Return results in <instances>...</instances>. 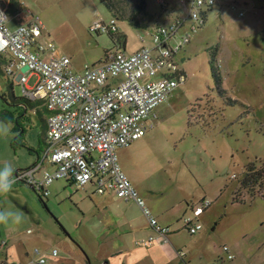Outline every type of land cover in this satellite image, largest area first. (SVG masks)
Segmentation results:
<instances>
[{
	"label": "rangeland",
	"instance_id": "obj_1",
	"mask_svg": "<svg viewBox=\"0 0 264 264\" xmlns=\"http://www.w3.org/2000/svg\"><path fill=\"white\" fill-rule=\"evenodd\" d=\"M138 1L120 0L121 13L128 15ZM157 1L144 0L146 16L138 22L146 29L117 20L124 52L136 51L143 32L166 23ZM163 1L171 12L182 13L176 0ZM243 1L225 0L206 13L204 25L175 58L185 82L153 110L148 120L153 127L126 153L131 160L118 159L146 206L160 209L162 216L182 219L192 214L189 207L201 198L211 202L198 218L201 236L188 234L180 220L172 224L179 231L170 241L186 251L189 264H264V181L251 191L252 197L241 191V203H232L245 167L252 164L264 170V0ZM7 3L0 0L4 8ZM19 3L21 14L25 8L39 16L43 40L70 60L74 73H81L85 65H98L105 52L117 47L116 38L88 31L95 21L111 20L98 0ZM233 4L236 9H231ZM7 60L0 55V122H11L12 127L7 134L0 128V168L10 164L14 178L32 166L36 152L43 149L47 114L42 109L18 113L12 105V97L20 98L22 89L3 73ZM34 82L36 77L29 85ZM42 171L35 177L40 179ZM47 190L49 195L41 198L25 182H15L0 195V211L22 216L18 225L0 224V238L6 242L0 260L6 255L9 264L25 263L33 250L41 254L56 250L57 257L48 264H137L141 256L157 249L155 244L137 245L141 237L131 231L119 232L123 224L117 211L124 207L103 208L93 186L76 190L61 180ZM128 212L138 223L140 216L144 218L138 207ZM109 217L117 223L109 224ZM223 246L233 260H227ZM167 264L184 263L178 258Z\"/></svg>",
	"mask_w": 264,
	"mask_h": 264
},
{
	"label": "built area",
	"instance_id": "obj_2",
	"mask_svg": "<svg viewBox=\"0 0 264 264\" xmlns=\"http://www.w3.org/2000/svg\"><path fill=\"white\" fill-rule=\"evenodd\" d=\"M176 1L182 13L171 12L163 0L157 1L167 21L143 32L136 51L126 53L116 48L107 52L98 65H85L81 73H74L70 60L43 40L38 15L24 8L23 14L11 16L0 5V55L8 56L3 73L21 87V97L41 104L47 114L44 147L32 166L14 174L15 182H25L41 198L49 195L47 188L51 184L63 180L76 190L91 185L97 196L113 194L132 202L155 233L139 243L145 247L156 240L168 242L171 230L151 214L118 164L117 151L130 147L153 127L148 121L153 110L185 82L176 56L204 25L206 13L225 2ZM230 7L236 9L234 4ZM88 30L105 35L118 32L113 18L108 23L95 21ZM146 38L149 44H145ZM32 77L36 82L30 86ZM40 170L38 179L35 174ZM210 205L204 199L191 208V215L181 219L188 234L195 235L202 229L198 218ZM5 246V240L0 238V251ZM222 251L227 260L233 259L226 246ZM31 256L27 262L15 264H48V258H56L57 251L41 254L33 250ZM177 256L184 260L185 252L179 250ZM0 264L9 263L0 260Z\"/></svg>",
	"mask_w": 264,
	"mask_h": 264
},
{
	"label": "crops",
	"instance_id": "obj_3",
	"mask_svg": "<svg viewBox=\"0 0 264 264\" xmlns=\"http://www.w3.org/2000/svg\"><path fill=\"white\" fill-rule=\"evenodd\" d=\"M243 1V0H242ZM244 2V1H243ZM141 46V45H140ZM153 114V112H152ZM44 129H45V122H44ZM140 140V139H139ZM138 141V140H137ZM136 141V142H137ZM135 143V142H134ZM133 143V144H134ZM132 144V145H133ZM132 145L128 148L125 149H119L117 151L118 153V159L120 157V159H124V163L128 162L131 160V155L130 154H126L127 152H129V149L132 147ZM40 150V149H39ZM38 150V151H39ZM40 152V151H39ZM39 152H36V159L37 156L39 154ZM121 159V161H122ZM123 171V170H122ZM124 172V171H123ZM125 173V172H124ZM127 176V175H126ZM129 179V178H128ZM130 180V179H129ZM131 182V181H130ZM133 185V184H132ZM135 189V188H134ZM137 191V190H136ZM138 192V191H137ZM205 198H201L198 202H201L202 200H204ZM118 201L121 202V204H117ZM145 202V201H144ZM97 203L99 205H101L103 208H108V207H112L115 206L116 210H122V212L117 211V214L119 216L120 219H118L119 221L122 222L123 227L121 229V227L117 228L118 231L120 232L121 230H125V231H131L132 235H138L139 237H141L136 244L140 245L139 243L141 241L146 240L147 238H149L150 236H154L155 233L154 231L148 226L147 221L144 220V218L142 216H140L141 218V223H138L128 212V210L135 208L137 209V206L132 203V202H122V200L116 198L113 194H108L106 197L104 196H99ZM124 203V204H123ZM129 204H132L131 206H129ZM146 204V203H145ZM193 206L189 207V210H191ZM149 210L151 212V214L157 219V221L164 226H169L170 230H171V234L169 236V241L166 243H161L160 241L156 240L155 241V245L156 248L160 250V252H157V249L154 250L153 252H151V254L149 256L145 255L144 257L141 256L139 260V262H137V264H143V263H152L155 262L157 264H167L176 261L179 257H177V251L182 250L185 252V258L184 260H180L182 263L184 264H189V261L187 259V254L186 251L183 249H176L175 247H173L170 239L172 237H174L177 233H178V229L173 228L172 224L176 221H181V219H177V218H172L170 215L165 216L166 213H164V215L162 216V211L160 209L155 208V206H149ZM203 215V213H202ZM108 223L110 224H116L117 223V219L114 217H109L108 219ZM122 232V231H121ZM198 234L201 236V233L198 232ZM153 244V245H154ZM141 246V245H140ZM150 247V246H149ZM117 254V253H116ZM51 259L54 258H49L48 261H50ZM3 260L6 261V255H4ZM159 260L162 262L160 263ZM28 261V260H27ZM26 261V262H27ZM51 262V261H50ZM49 263V262H48ZM54 263V262H53Z\"/></svg>",
	"mask_w": 264,
	"mask_h": 264
},
{
	"label": "trees",
	"instance_id": "obj_4",
	"mask_svg": "<svg viewBox=\"0 0 264 264\" xmlns=\"http://www.w3.org/2000/svg\"><path fill=\"white\" fill-rule=\"evenodd\" d=\"M7 8L6 11L9 15L13 16L20 12L19 7L20 3L19 0H7ZM104 8L109 12L111 15V18L117 20H125L129 24V26L135 28V29H146L147 27L145 25H141L138 21L140 17L146 16L145 12V2L144 0H139L134 8L130 10L128 15H123L121 13L120 9V0H98ZM21 8V7H20ZM89 31V30H88ZM110 38L114 39L116 38V48L120 49L121 51L125 50V38L122 35H108ZM115 48V49H116ZM107 52H105V55ZM101 62V61H100ZM10 84V89H11ZM12 105L16 106V108L19 110L18 113L23 112L25 114L29 109L34 111L35 113H38L37 111L41 109V104L34 103L26 100L23 97L20 98H14L11 99ZM33 113V112H32ZM45 122V121H44ZM264 181V170L262 169H256L252 164H249L245 167L243 177L239 181V192H236L233 194L232 203L233 204H240V197H241V191H247L246 193L249 194L251 197L253 194L251 191L254 189L255 186L262 184ZM263 196V195H262ZM40 198V197H39ZM264 199V196H263ZM41 200V198H40ZM233 260V259H232ZM4 263V262H3Z\"/></svg>",
	"mask_w": 264,
	"mask_h": 264
},
{
	"label": "clouds",
	"instance_id": "obj_5",
	"mask_svg": "<svg viewBox=\"0 0 264 264\" xmlns=\"http://www.w3.org/2000/svg\"><path fill=\"white\" fill-rule=\"evenodd\" d=\"M11 122H0V128L4 129V134H7L11 130ZM13 167L5 163L2 168H0V195L8 193L11 189L15 180L13 178ZM22 216L19 213L13 212H3L0 211V224H8L11 221L14 224H20Z\"/></svg>",
	"mask_w": 264,
	"mask_h": 264
},
{
	"label": "water",
	"instance_id": "obj_6",
	"mask_svg": "<svg viewBox=\"0 0 264 264\" xmlns=\"http://www.w3.org/2000/svg\"><path fill=\"white\" fill-rule=\"evenodd\" d=\"M105 264H107V262H105Z\"/></svg>",
	"mask_w": 264,
	"mask_h": 264
}]
</instances>
